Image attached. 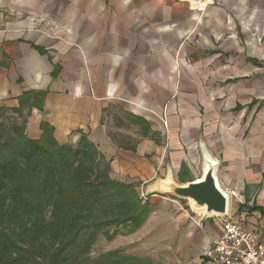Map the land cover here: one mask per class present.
I'll list each match as a JSON object with an SVG mask.
<instances>
[{
  "label": "crops",
  "instance_id": "obj_1",
  "mask_svg": "<svg viewBox=\"0 0 264 264\" xmlns=\"http://www.w3.org/2000/svg\"><path fill=\"white\" fill-rule=\"evenodd\" d=\"M56 1L63 5H47L43 17L0 30V108L44 93L27 120L29 139L40 138L41 123L61 146L85 135L112 176L141 188L168 165L176 182L197 179L202 142L220 163L228 218L264 241V216L248 212L264 201V138L253 124L263 103L255 94L264 96L254 79L264 62V0H213L203 12L186 0ZM176 218L183 264H201L220 219L188 205Z\"/></svg>",
  "mask_w": 264,
  "mask_h": 264
},
{
  "label": "trees",
  "instance_id": "obj_2",
  "mask_svg": "<svg viewBox=\"0 0 264 264\" xmlns=\"http://www.w3.org/2000/svg\"><path fill=\"white\" fill-rule=\"evenodd\" d=\"M43 96L24 92L16 109L0 108V264H154L120 251L91 255L99 236L112 241L140 230L151 208L136 186L112 178L85 135L61 146L41 123L39 139L26 136ZM248 212L264 216L258 207Z\"/></svg>",
  "mask_w": 264,
  "mask_h": 264
},
{
  "label": "rangeland",
  "instance_id": "obj_3",
  "mask_svg": "<svg viewBox=\"0 0 264 264\" xmlns=\"http://www.w3.org/2000/svg\"><path fill=\"white\" fill-rule=\"evenodd\" d=\"M47 5L59 8L63 4L56 0H0V30L13 27L17 22L27 21L28 23L31 16L43 17L45 11L51 10L44 9ZM68 6L65 4V9H68ZM189 6L193 7V4ZM254 79L264 86V62L263 67L254 74ZM255 95L260 98L258 99L260 101H257L263 103L253 114V124L257 125L254 134L264 138V96ZM112 178L136 186L140 197L150 205L151 212L143 227L133 234L117 236L112 241H106L104 237L99 236L91 250V255L96 257L106 252L120 251L135 257H148L154 264H183L184 254L175 247L176 243L173 244L172 240L181 231V224L176 217L187 208V202L166 195H146L145 187L137 186L136 181L122 180L117 176ZM257 206L264 210V201ZM255 213L259 216L257 212ZM192 259L190 258L189 264H193Z\"/></svg>",
  "mask_w": 264,
  "mask_h": 264
},
{
  "label": "water",
  "instance_id": "obj_4",
  "mask_svg": "<svg viewBox=\"0 0 264 264\" xmlns=\"http://www.w3.org/2000/svg\"><path fill=\"white\" fill-rule=\"evenodd\" d=\"M200 175L191 182L179 183L173 178L169 165L164 178H157L145 186L146 195H166L186 201L193 214L205 219L228 218L230 194L220 187L217 173L220 163L207 147L200 142Z\"/></svg>",
  "mask_w": 264,
  "mask_h": 264
},
{
  "label": "built area",
  "instance_id": "obj_5",
  "mask_svg": "<svg viewBox=\"0 0 264 264\" xmlns=\"http://www.w3.org/2000/svg\"><path fill=\"white\" fill-rule=\"evenodd\" d=\"M203 12L213 0H187ZM221 233L213 240L201 264H264V241L229 218L220 219Z\"/></svg>",
  "mask_w": 264,
  "mask_h": 264
}]
</instances>
